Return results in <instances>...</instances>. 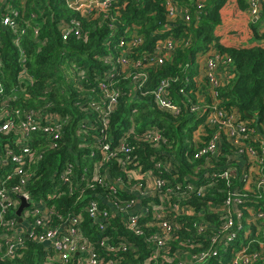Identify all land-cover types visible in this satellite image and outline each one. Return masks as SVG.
I'll return each mask as SVG.
<instances>
[{"label":"built area","instance_id":"built-area-1","mask_svg":"<svg viewBox=\"0 0 264 264\" xmlns=\"http://www.w3.org/2000/svg\"><path fill=\"white\" fill-rule=\"evenodd\" d=\"M64 1L69 10L87 20L107 19L109 13L114 11L119 14V10L126 5L114 6L121 0ZM262 1L248 0L246 12L252 21L260 17ZM201 7L198 4V8ZM1 10H4L1 25L15 31L13 45L20 52L21 62L25 63L20 37L26 30H14V17L18 15V10L8 5ZM166 11L169 21L177 15L175 6L170 3H167ZM183 14L184 21H188L189 16L185 12ZM113 21L109 24L111 38L105 46L114 52L99 58L106 68L96 83L97 90L91 88L81 95L90 104L96 119L89 118L87 114L84 122L77 123L75 127V134L83 141L89 132L101 134L98 139L94 138L98 141L100 158L91 170L84 169V174L73 186L71 165H66L58 178L59 184L65 186L70 195L77 190L93 193L94 197L86 202L81 212L67 218L57 217V223H53L52 218L56 214L50 208V202L62 190H54L44 200L32 197L27 190L33 176L27 167L33 163L35 167L39 165L48 152L34 151L29 147L27 138L32 132H43L48 135L45 140L48 149H57L62 139V127L73 121L55 114L41 116L35 121L31 112L24 119L13 121L8 118L7 102H0V136L5 138L0 139V259L14 258L24 250L25 242L29 240L43 247L46 257L57 264H69L73 257H77L78 264H118V261L109 259L111 253L137 251V248L122 236H117L118 241L115 242L105 235L110 221L117 220L134 236H146L150 252L143 264H211L220 261L221 252L230 253L229 264H255L264 260V119L261 123L254 125L251 122L248 125L240 119L238 112H229L222 107L219 92L224 83L234 77L230 68L231 59L213 49L201 54L203 75L194 80L197 89L194 93L187 89L191 79L184 77V87L179 90L183 97L180 101H174L169 91L172 82L178 79L162 80L149 93L157 110L173 117L187 113L200 122L187 141L196 146V153L191 156L186 152L184 154L187 162L195 163L192 173L185 172L181 177L178 164L175 165L167 153H161L158 158L152 156V166L143 170L135 163L134 145L129 139L145 142L155 151L160 150L167 140L155 126L138 134L132 125L117 143H113L107 131L120 97V90L115 85L120 79L130 77L140 88L146 80L147 70L162 66L180 43L168 37L158 40L150 52L136 53L144 45V37L132 27L113 43L116 33ZM31 29L36 38L38 27L35 25ZM60 34L64 42L70 38L86 42L88 37L79 20L62 23ZM78 76L85 77L83 73ZM26 77V72L21 70L19 79ZM200 77H203L202 81ZM191 95L196 97L195 102ZM76 105L87 111L84 103ZM15 114L20 115L19 111ZM222 145L228 153H222ZM224 158L225 163L221 165L220 161ZM111 162L127 173L125 179L110 177L105 165ZM221 182L223 185L219 186ZM97 187L102 192L96 190ZM210 191L225 192V199L219 204L207 201L206 208L197 209L192 203L197 198H204ZM21 200L27 206L17 216ZM83 214L102 235L96 243L82 230ZM212 215L217 223L207 218ZM184 218L188 219L186 225L191 226L194 233L189 239L177 242V233L183 229L179 220ZM260 233L263 240L257 239ZM241 234H245L243 242L247 244L235 251L232 245L240 242L238 238ZM243 242L240 246L244 245ZM172 243H178L183 249L172 250ZM254 243L258 244V251H251ZM96 246L108 254L107 259L99 257Z\"/></svg>","mask_w":264,"mask_h":264},{"label":"trees","instance_id":"trees-1","mask_svg":"<svg viewBox=\"0 0 264 264\" xmlns=\"http://www.w3.org/2000/svg\"><path fill=\"white\" fill-rule=\"evenodd\" d=\"M228 1L121 0L114 4L121 6L122 3H126L125 7L119 10V14L112 11L107 19L99 17L96 20H87L69 10L64 0H0V102H7L5 108L10 113L8 118L13 121L22 120L31 112L35 121L49 114L73 121L70 125L62 127V139L58 142L57 149H48L45 143L48 135L43 132H32L27 138L29 147L34 151L41 150L44 153L48 151L43 155L39 165L35 167L33 163L27 167V171L33 174L27 190L32 197L40 200H44L56 189L62 190V193L50 202V208L56 214L52 218L53 223H57V217L67 218L69 215L81 212L86 202L94 197L90 190L85 192L77 190L73 195L68 194L67 188L59 184L58 178L62 169L66 165H71L74 171L73 186L84 174V169L91 170L93 164L100 158L98 141L94 138L98 139L101 134L89 132L83 141L75 134V127L77 123L84 122L83 119L88 117L87 114L89 118L96 119L90 104L86 103L81 95L91 88L97 90L96 83L106 68L99 58L114 52L113 49L105 46L106 41L111 38L112 32L109 27L111 20H114L113 30L116 32L112 39L113 43L132 27L144 37L145 43L136 50V53L150 52L158 40L168 37L180 43L172 57L162 66L147 70L146 80L140 88L131 81L130 77L125 80L120 79L115 85L120 90V97L116 110L109 120L107 131L113 143H117L132 125L138 134L155 126L161 130L167 140L160 150L155 151L145 142L129 139L134 145L135 163L142 166L143 170L152 166L150 163L152 156L156 155L158 158L161 153H167L172 162L178 164L181 177L185 172L192 173L195 163L187 162L184 154L186 152L191 156L196 153V146L187 141L200 121H196L193 115L187 113L173 117L157 110L149 93L162 80L178 79L177 82H172L169 91L174 101H180L183 97L179 90L184 87L183 79L186 76L191 79L187 89L194 93L197 89L194 80L199 76L198 62L201 59L198 57L211 49L228 56L232 61L230 68L234 77L224 83L219 92L222 107L229 112H238L240 119L248 125L251 122H254V125L262 122L264 119V0L260 17L255 22L249 23L251 39L255 43L250 48H226L219 43L215 32L221 22L220 10ZM234 1L241 11L247 10L248 0ZM167 3L175 6L177 10V15L172 21L167 19ZM198 4L202 7L198 8ZM5 5L18 10V15L13 16L14 30L17 28L19 32L26 30L20 37L25 63L21 62L20 52L13 45L15 31L1 25L4 12L1 9ZM183 12L189 16L188 21H184ZM71 20H79L83 24V29L88 34L86 42L75 38L65 42L62 40L60 25ZM101 23L102 25L99 26ZM35 25L38 27L36 38L31 29ZM133 57L136 58V54ZM21 70L26 72V79H19ZM79 73H83L85 77L78 76ZM190 98L195 102L194 95ZM76 103H84L87 111L79 109ZM15 111H19L20 115H16ZM0 139L5 138L0 136ZM221 150L222 153H228L225 145L221 146ZM225 160L226 158L222 159L220 164L224 165ZM105 167H108L109 175L114 180L126 178L127 173L120 171L114 162L106 164ZM221 185L222 182L219 186ZM96 190L101 191L98 187ZM224 199L225 192L210 191L204 198L195 199L192 204L197 209L206 208L207 201L219 204ZM83 217L82 230L87 237L93 239V243H96L102 235L90 225L87 215L83 214ZM207 218H210L212 223H217L215 216ZM187 221L186 218L179 220L183 224V229L177 233V242L189 239L194 233L192 227L186 225ZM105 235L115 242L118 241L117 236H122L137 248V251L111 253L109 259L118 261V264H143L148 257L150 251L146 236H134L120 226L117 220L110 221ZM257 239L263 240V235L258 234ZM25 244L26 247L23 251H19L17 256L7 260L0 259V264H57L46 257L43 247L29 240ZM171 246L172 250L183 249L178 243H172ZM96 248L99 257L104 260L108 258V254L103 253L99 246ZM258 250V244L254 243L251 251ZM221 254L220 261H213L211 264H229L230 253L221 252ZM69 264H78L77 257H73ZM255 264H264V260H258Z\"/></svg>","mask_w":264,"mask_h":264},{"label":"crops","instance_id":"crops-1","mask_svg":"<svg viewBox=\"0 0 264 264\" xmlns=\"http://www.w3.org/2000/svg\"><path fill=\"white\" fill-rule=\"evenodd\" d=\"M221 22L216 28L219 43L224 47L250 48L255 43L249 28L246 11H241L234 0H229L220 10ZM200 58V56H199ZM198 74L203 75V65L198 62Z\"/></svg>","mask_w":264,"mask_h":264},{"label":"rangeland","instance_id":"rangeland-1","mask_svg":"<svg viewBox=\"0 0 264 264\" xmlns=\"http://www.w3.org/2000/svg\"><path fill=\"white\" fill-rule=\"evenodd\" d=\"M253 21L255 22V20H253ZM248 22L250 23V22H252V20L249 18L248 19ZM200 63L203 65V60L202 59H200ZM200 79L202 81L203 80V77H200ZM244 240H245V234H241V240H240V242L239 243H234L232 245V247L235 249V251L241 250L242 248H244V246L247 244L246 242H243ZM241 242H243V244H244L243 246H240V243Z\"/></svg>","mask_w":264,"mask_h":264},{"label":"water","instance_id":"water-1","mask_svg":"<svg viewBox=\"0 0 264 264\" xmlns=\"http://www.w3.org/2000/svg\"><path fill=\"white\" fill-rule=\"evenodd\" d=\"M22 202H21V205L19 206V208H18V210H17V216H20V213H21V211H22V209L23 208H25L27 205H26V203L23 201V200H21Z\"/></svg>","mask_w":264,"mask_h":264}]
</instances>
